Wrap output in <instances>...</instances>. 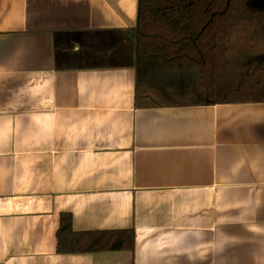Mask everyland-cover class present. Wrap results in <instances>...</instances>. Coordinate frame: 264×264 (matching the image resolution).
<instances>
[{
  "label": "crops",
  "instance_id": "obj_1",
  "mask_svg": "<svg viewBox=\"0 0 264 264\" xmlns=\"http://www.w3.org/2000/svg\"><path fill=\"white\" fill-rule=\"evenodd\" d=\"M137 3L0 0V264H264V103L136 97ZM63 213L132 250L57 254Z\"/></svg>",
  "mask_w": 264,
  "mask_h": 264
},
{
  "label": "trees",
  "instance_id": "obj_2",
  "mask_svg": "<svg viewBox=\"0 0 264 264\" xmlns=\"http://www.w3.org/2000/svg\"><path fill=\"white\" fill-rule=\"evenodd\" d=\"M112 37L106 67H134L136 97L154 92V105L264 103V0H138L133 48ZM70 58L56 42V69ZM56 240L57 254L129 251L133 234L74 232L63 213Z\"/></svg>",
  "mask_w": 264,
  "mask_h": 264
},
{
  "label": "rangeland",
  "instance_id": "obj_3",
  "mask_svg": "<svg viewBox=\"0 0 264 264\" xmlns=\"http://www.w3.org/2000/svg\"><path fill=\"white\" fill-rule=\"evenodd\" d=\"M258 52L260 53H264V47H260L258 48ZM150 95V98H152V100H156L157 101V98H156V95L154 94V92H149L148 93ZM151 102V101H150Z\"/></svg>",
  "mask_w": 264,
  "mask_h": 264
}]
</instances>
